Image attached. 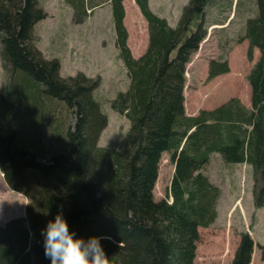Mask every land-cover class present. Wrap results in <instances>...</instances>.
<instances>
[{
    "label": "trees",
    "instance_id": "trees-1",
    "mask_svg": "<svg viewBox=\"0 0 264 264\" xmlns=\"http://www.w3.org/2000/svg\"><path fill=\"white\" fill-rule=\"evenodd\" d=\"M135 1L149 33L148 48L139 58L127 45L123 1L111 0L119 56L131 83L112 100L130 127L123 148L110 150L98 146L108 124L94 96L98 82L82 73L63 79L59 60L45 58L35 45L33 28L47 15L38 0H0V56L10 78L0 113L16 121L12 130L0 129V170L18 192H26L28 174L41 182L40 199L28 205L27 220L0 225V264H51L42 230L61 206L77 236L111 237L101 243L112 264H194L198 228L217 218L220 190L203 173L214 153L227 163L254 167L260 174L254 204L264 207V0L255 1L257 12L246 19L242 36L249 41L248 60L260 51L248 75L251 107L232 98L195 116L185 111V71L204 40L205 13L214 0H190L175 26L155 14L149 0ZM73 6L81 21L85 0ZM229 70L227 60H212L208 78ZM57 102L75 111L76 125L41 162L46 153L35 134L54 126ZM164 153L174 174L166 198L156 201ZM254 245L250 234L242 233L230 264H251Z\"/></svg>",
    "mask_w": 264,
    "mask_h": 264
},
{
    "label": "rangeland",
    "instance_id": "rangeland-1",
    "mask_svg": "<svg viewBox=\"0 0 264 264\" xmlns=\"http://www.w3.org/2000/svg\"><path fill=\"white\" fill-rule=\"evenodd\" d=\"M77 1L38 0L47 15L33 28L35 45L45 58L59 60L63 79L82 73L98 82L94 96L108 118L98 146L121 150L130 121L112 108V100L119 92L128 90L131 80L119 56L111 0H85V13L81 21H78L73 6ZM122 1L125 8L124 25L128 32L127 45L133 57L139 58L149 45L148 24L135 0ZM189 1L149 0V5L155 14L167 18L169 24L175 26ZM255 1L214 0L208 5L203 24L206 31L204 40L191 56L185 71L187 115L195 116L202 109L212 110L232 98H238L248 108L251 107L248 75L258 61L260 51L255 49L253 60H248L249 41L242 39V36L246 19L257 12ZM199 22H193L192 30ZM212 60H227L229 72L209 79V64ZM9 79L0 56V106L4 103ZM54 104L56 110L51 115L54 126L40 127L35 134V139H41V147L46 153V159H40L41 162L48 161L59 139L64 137V132L74 128L77 121L74 110L62 103ZM12 119L10 117L7 120L0 113L2 132L15 128L16 121ZM31 124L33 128L37 127L35 121H31ZM54 127L59 129L54 132ZM203 173L220 190V195L216 201V220L208 227L198 228L194 264H230L242 233H249L255 243L251 264H264V207L254 204V192L260 186V174L250 164L225 162L219 153L210 156ZM173 174L174 165L170 155L164 153L153 191L156 201L166 198ZM40 188L41 182L28 174L26 192H18L9 187L0 170V225L14 218L27 220L28 205L36 204L40 199ZM28 193L34 198H29Z\"/></svg>",
    "mask_w": 264,
    "mask_h": 264
},
{
    "label": "clouds",
    "instance_id": "clouds-1",
    "mask_svg": "<svg viewBox=\"0 0 264 264\" xmlns=\"http://www.w3.org/2000/svg\"><path fill=\"white\" fill-rule=\"evenodd\" d=\"M45 256L51 264H112L101 241L109 236H92L88 239L77 236L70 229L63 208L48 221L42 230Z\"/></svg>",
    "mask_w": 264,
    "mask_h": 264
},
{
    "label": "crops",
    "instance_id": "crops-1",
    "mask_svg": "<svg viewBox=\"0 0 264 264\" xmlns=\"http://www.w3.org/2000/svg\"><path fill=\"white\" fill-rule=\"evenodd\" d=\"M150 6V5H149ZM93 7H96V5H93ZM151 8V7H150ZM153 11V10H152Z\"/></svg>",
    "mask_w": 264,
    "mask_h": 264
}]
</instances>
